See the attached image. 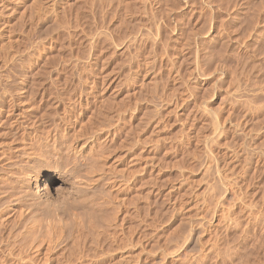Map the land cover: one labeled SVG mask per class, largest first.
<instances>
[{"label":"rangeland","instance_id":"1","mask_svg":"<svg viewBox=\"0 0 264 264\" xmlns=\"http://www.w3.org/2000/svg\"><path fill=\"white\" fill-rule=\"evenodd\" d=\"M15 1L0 0V124L28 117V102L51 110L39 137L96 134L104 170L114 167L91 194L66 192L73 204L107 195L104 220L42 262L264 264V0Z\"/></svg>","mask_w":264,"mask_h":264},{"label":"bare ground","instance_id":"2","mask_svg":"<svg viewBox=\"0 0 264 264\" xmlns=\"http://www.w3.org/2000/svg\"><path fill=\"white\" fill-rule=\"evenodd\" d=\"M15 1V0H14ZM34 1V0H33ZM121 1V0H120ZM129 1V0H128ZM127 1V2H128ZM137 1V0H136ZM140 1V0H139ZM142 1V0H141ZM16 2V1H15ZM18 2V1H17ZM61 2V1H60ZM83 2V1H82ZM91 2V1H90ZM106 2V1H105ZM119 2V0H117ZM259 2V1H258ZM262 2V1H260ZM92 3V2H91ZM126 3V1H125ZM141 3V2H140ZM93 4V3H92ZM122 4V3H121ZM127 4V3H126ZM255 4V3H254ZM19 5V4H18ZM87 5V4H86ZM125 5V4H124ZM138 5V4H137ZM51 6V5H50ZM109 6V5H107ZM259 6V5H258ZM7 7V6H5ZM4 7V8H5ZM80 7V6H79ZM92 7V6H90ZM129 7V6H128ZM132 7V6H131ZM9 8V7H8ZM23 8V7H22ZM101 8V7H100ZM135 8V7H134ZM142 8V7H140ZM253 8V7H252ZM256 8V6H255ZM261 8V7H259ZM12 9V8H11ZM24 9V8H23ZM99 9V8H98ZM262 9V8H261ZM86 10V9H85ZM145 10V9H144ZM257 10V9H255ZM14 11V10H12ZM110 11V10H109ZM258 11V10H257ZM19 12V11H18ZM90 12V11H89ZM125 12V11H124ZM139 12V11H138ZM260 11H258L259 13ZM21 13V12H20ZM131 13V12H130ZM256 13V11H255ZM261 13V12H260ZM264 13V12H263ZM257 14V13H256ZM20 15V14H19ZM48 15V14H47ZM143 15V14H142ZM23 16V15H22ZM253 16V15H252ZM259 16V15H258ZM125 17V16H124ZM22 18V17H21ZM257 19V17H256ZM263 19V18H262ZM263 21V20H262ZM135 22V21H134ZM258 22V21H257ZM260 23V21H259ZM264 23V22H263ZM262 24V23H261ZM260 26V24H258ZM133 26V25H132ZM138 26V25H137ZM251 26V25H249ZM1 27V26H0ZM45 27V26H44ZM47 27V26H46ZM54 28V27H53ZM134 28V27H133ZM256 28V26H255ZM254 28V29H255ZM263 28V27H262ZM57 29V28H56ZM136 29V27H135ZM260 29V27L258 28ZM52 30V29H51ZM54 30V29H53ZM262 30V29H261ZM264 30V29H263ZM43 31V30H42ZM256 31V30H255ZM260 33V31H257V33ZM233 33V32H232ZM137 34V33H136ZM243 34V33H242ZM262 34V33H261ZM240 35V34H239ZM260 35V34H259ZM135 37V36H134ZM242 37V36H241ZM262 37V36H260ZM259 39V38H258ZM263 39V38H262ZM243 42V41H241ZM262 45V44H261ZM221 46V45H220ZM259 46V45H258ZM263 46V45H262ZM254 47V46H253ZM260 47V46H259ZM262 48V47H260ZM259 49V48H258ZM260 51V50H259ZM259 53V52H258ZM259 57V56H258ZM264 59V58H263ZM262 59V60H263ZM261 62V61H260ZM264 62V61H263ZM259 64V63H258ZM262 65V63H261ZM255 68V67H254ZM257 68V67H256ZM253 69V68H252ZM256 71V70H254ZM262 71V70H261ZM261 74V73H260ZM259 77V76H258ZM262 81V80H261ZM108 82V81H107ZM112 82V81H111ZM90 85V84H89ZM114 86V85H113ZM105 87V86H104ZM53 88V87H52ZM51 89V88H50ZM106 89V88H105ZM104 89V90H105ZM109 89V87H108ZM3 90V89H2ZM23 90V89H22ZM237 90V89H236ZM259 90V89H258ZM95 91V90H94ZM264 91V90H262ZM61 92V91H60ZM65 92V91H64ZM238 92V91H237ZM4 93V92H3ZM98 93V92H97ZM112 93V92H111ZM41 94V93H39ZM58 94V93H57ZM55 94V97L57 96ZM254 94V93H253ZM257 94V93H256ZM255 94V95H256ZM262 94V93H260ZM46 95V94H45ZM60 95V94H59ZM58 95V96H59ZM22 96V95H21ZM20 96V97H21ZM43 96V95H42ZM52 96V95H51ZM50 96V97H51ZM54 96V95H53ZM63 96V95H62ZM61 96V97H62ZM96 96V95H95ZM12 97V96H11ZM15 97V96H14ZM49 97V98H50ZM53 98V102H56L57 100ZM126 97V96H125ZM28 98V97H27ZM48 98V100H49ZM101 98V97H100ZM259 98V96H258ZM43 99V98H42ZM45 99V98H44ZM43 99V100H44ZM56 101H55V100ZM65 99V98H64ZM30 100V99H29ZM41 100V99H39ZM261 100V99H260ZM4 101V100H3ZM25 101V100H24ZM52 101V99H51ZM62 101V100H61ZM60 101V102H61ZM73 101V100H72ZM92 101V100H91ZM118 101V100H117ZM10 102V101H9ZM47 102V101H46ZM109 102V101H108ZM258 102V101H257ZM264 102V101H263ZM47 103L50 104L48 101ZM101 103V101H100ZM121 103V102H120ZM123 103V102H122ZM262 103V101L260 102ZM14 104V103H13ZM12 104V105H13ZM17 104V103H16ZM23 104V103H22ZM21 104V105H22ZM26 104V102H25ZM30 112L28 114V117L22 114V118L18 117H6L5 119H1L0 127L4 128V132L0 134H3L0 138V255H4L5 258H12L13 263L14 261L20 263V264H44L45 261H51L54 256L53 252L59 245H62V240L65 239V237L70 238L73 234H81L83 231L82 229L86 227V225L90 224H97L99 221L100 211L102 214V207L103 205L100 199L95 200L91 202H88V198L83 196L82 193L79 197H81V201L83 199L87 198V204H81L80 199L77 203L75 200L77 198H74L73 196L77 197V193L79 191L86 190V186L89 188L96 187L97 182L100 180H103V176L108 173V177L111 175L114 171V167L110 166L111 169L104 170L105 161L104 155H102L103 151L102 148L99 152L98 145L95 144V141L93 140L96 136L92 138L84 139L85 137H81V134L77 132V130H81L78 128L75 130L76 134L72 132V128L70 131V135L68 136H61V135H52L53 137L49 136L52 133L48 134L47 138H42V136L39 137V133L41 134L44 132V120H47L46 118H41L45 114L52 113L51 110H49V113L47 112H41L37 115V111L30 107L31 103H29ZM46 104V103H45ZM43 104L45 107L44 109L47 111V106ZM47 104V105H49ZM57 104V103H56ZM63 104V103H61ZM80 104V103H79ZM94 104V103H93ZM18 105V104H17ZM27 105V104H26ZM42 105V104H41ZM68 105V104H67ZM258 105V104H257ZM23 106V105H22ZM52 104L50 105V107ZM57 106V105H54ZM75 106V104H74ZM82 106V105H81ZM108 106V105H107ZM262 106V105H261ZM35 107V106H34ZM64 107V106H63ZM68 107V106H67ZM200 107V106H199ZM21 108V107H20ZM28 108V107H27ZM29 108L25 109L29 111ZM32 108V109H31ZM52 108V107H51ZM84 108V107H83ZM258 108V107H256ZM13 109V108H12ZM200 109V108H199ZM22 110V109H21ZM92 110V109H91ZM113 110V109H112ZM111 110V111H112ZM115 110V109H114ZM203 110V109H202ZM256 110V109H255ZM260 110V109H259ZM25 111V110H24ZM44 111V110H43ZM63 111V110H62ZM98 111H100L98 109ZM108 111H110L108 109ZM4 112V111H3ZM7 112V111H6ZM37 112V113H36ZM102 112V111H101ZM117 112V111H116ZM131 112V111H130ZM204 112V110L202 111ZM259 112V111H258ZM261 112V111H260ZM18 113V112H17ZM21 113V111H20ZM24 113V112H23ZM55 113V112H54ZM120 113V112H118ZM7 114V113H6ZM15 114V112H14ZM42 114V116L40 115ZM117 114V113H116ZM122 114V112H121ZM203 114V113H202ZM56 115V114H55ZM259 115V114H258ZM49 116V117H48ZM47 117L50 118V115ZM73 116V115H72ZM103 116V115H102ZM118 116V114L116 115ZM120 116V115H119ZM125 116V115H124ZM213 115H211L212 117ZM65 117V116H64ZM115 117V116H114ZM208 117V116H207ZM26 122V125L23 122V119ZM70 118V116H69ZM213 118V117H212ZM244 118V117H243ZM262 118V117H260ZM52 119V117H51ZM60 119V118H59ZM68 119V118H67ZM111 119V117H110ZM55 120V119H54ZM101 120V119H100ZM240 120V119H239ZM110 121V120H109ZM119 121V120H118ZM213 121V120H212ZM256 121V120H255ZM64 122V121H63ZM67 122V121H66ZM215 122V120H214ZM222 122V121H221ZM260 122V121H259ZM82 123V122H81ZM80 123V124H81ZM102 123V122H101ZM105 123V122H104ZM124 123V122H123ZM76 124V123H74ZM79 124V126H80ZM100 124V123H99ZM126 124V123H125ZM216 125V122L214 123ZM221 124V123H220ZM223 124V123H222ZM234 124V123H233ZM236 124V123H235ZM2 125V126H1ZM51 125V124H50ZM69 125V124H68ZM67 125V126H68ZM84 125L85 122H84ZM237 125V124H236ZM4 126V127H3ZM88 126V125H87ZM101 126V125H100ZM105 126V125H104ZM103 126V127H104ZM108 126V125H107ZM110 127L111 124L109 125ZM108 126V127H109ZM261 126V125H260ZM55 127V126H54ZM69 127V126H68ZM212 127V126H211ZM43 128V130H42ZM47 128V129H46ZM45 128V130H48V126ZM50 128V127H49ZM77 128V127H76ZM86 128V126H85ZM84 128V129H85ZM119 128V127H117ZM122 128V127H121ZM140 128V127H139ZM215 128V127H214ZM217 128V127H216ZM215 128V130H216ZM1 129V128H0ZM41 129V130H40ZM60 129V128H59ZM83 129V128H82ZM102 129V128H101ZM100 129V130H101ZM224 129V128H223ZM249 129V128H248ZM54 130V129H53ZM52 130V131H53ZM57 130V129H56ZM61 130V129H60ZM88 130V129H87ZM214 130V129H213ZM258 130V129H257ZM41 131V132H40ZM49 131V130H48ZM51 131V132H52ZM63 131V130H62ZM82 131V130H81ZM80 131V132H81ZM89 131V130H88ZM103 131V129L101 130ZM109 131V130H108ZM120 131V130H118ZM261 131V129H260ZM95 132V131H94ZM121 132V131H120ZM214 132V131H213ZM212 132V133H213ZM220 132V131H219ZM246 132V131H245ZM46 133V132H44ZM55 133V132H54ZM58 133V132H57ZM63 133V132H62ZM65 133V132H64ZM68 133V134H69ZM85 133V132H84ZM87 133V132H86ZM107 133V132H106ZM136 133V132H135ZM211 133V134H212ZM215 133V132H214ZM59 134V133H58ZM61 134V133H60ZM72 134V135H71ZM88 133L87 135H89ZM99 134V133H98ZM121 134V133H120ZM45 135V134H43ZM45 135V136H47ZM63 135V134H62ZM113 135V134H112ZM215 135V134H214ZM213 135V136H214ZM220 135V134H218ZM260 135V133H259ZM22 136V137H21ZM86 136V135H85ZM90 136V135H89ZM88 136V137H89ZM101 136V135H100ZM116 136V135H115ZM130 136V135H129ZM206 136V135H205ZM44 137V136H43ZM203 137V136H202ZM251 137V136H250ZM123 138V137H122ZM128 138V137H127ZM159 138V137H158ZM215 138V137H214ZM217 138V137H216ZM264 138V137H263ZM98 139V138H96ZM95 139V140H96ZM151 139V138H150ZM207 139V138H206ZM212 139V138H211ZM99 140V139H98ZM97 140V141H98ZM251 140V139H250ZM261 140V139H260ZM122 141V140H121ZM131 141V140H130ZM133 141V140H132ZM131 141V142H132ZM259 141V140H258ZM204 142V141H203ZM209 142V141H208ZM36 143V144H35ZM108 143V142H107ZM130 143V142H129ZM243 143V142H242ZM35 144V145H34ZM125 144V143H123ZM101 145V144H100ZM120 145V144H119ZM133 145V143H132ZM264 145V144H263ZM102 147V146H101ZM109 147V146H108ZM127 147V146H126ZM132 147V146H131ZM258 147V146H257ZM261 147V146H260ZM262 148V147H261ZM109 149V148H107ZM125 149V148H124ZM128 149V148H127ZM131 149V148H130ZM130 149L128 151H130ZM259 150V149H258ZM106 151V150H104ZM121 151V150H120ZM124 151V150H123ZM126 151V150H125ZM128 151H126L128 153ZM259 152V151H257ZM101 153V155L99 154ZM130 153V152H129ZM135 153V152H134ZM140 154V152H138ZM263 153V152H262ZM112 154V153H111ZM132 154V153H130ZM137 154V153H136ZM130 155L126 159H128V165L133 166L135 171L137 168H139L138 164H140V161H142V156L140 155ZM106 155V154H105ZM108 155V154H107ZM106 155V156H107ZM123 155V154H122ZM260 155V154H259ZM118 156V155H117ZM124 156V155H123ZM127 156V155H126ZM145 156V155H144ZM103 157V158H102ZM109 157V156H108ZM119 157V156H118ZM116 157V158H118ZM122 157V156H121ZM120 157V158H121ZM259 157V156H258ZM116 158H113L114 160ZM264 158V157H263ZM112 159V160H113ZM155 159V158H154ZM81 161L82 163V169L79 171L80 167L77 171L81 172L84 170L83 177L79 172L76 171L75 166L77 165V161ZM106 160V159H105ZM113 160V161H114ZM121 160V159H120ZM151 160V159H149ZM116 161V160H115ZM127 161V160H126ZM145 161V160H144ZM148 161V160H147ZM76 162L77 164H74ZM108 162V161H107ZM150 162V161H149ZM111 163V162H110ZM114 163V162H113ZM118 163V162H117ZM120 163V162H119ZM138 163V164H137ZM147 163V162H146ZM80 164V162H79ZM116 164V163H115ZM137 164V165H135ZM127 165V164H126ZM135 165V166H134ZM145 165V164H144ZM154 165V164H153ZM115 166V165H114ZM142 166V164H141ZM150 166V165H149ZM108 167V166H107ZM113 167V168H112ZM77 168V166H76ZM120 168V167H119ZM143 168V167H142ZM132 168V170H134ZM75 170V172H74ZM117 171L118 168L116 169ZM126 170V169H125ZM125 170H123L125 172ZM129 171V170H126ZM138 171V170H137ZM142 172V171H141ZM114 173V172H113ZM118 173V172H116ZM128 173V172H127ZM132 173V172H131ZM135 173V172H134ZM110 174V175H109ZM119 174V173H118ZM126 174V173H125ZM136 174V173H135ZM114 174H112L113 176ZM123 175V174H122ZM107 176V175H106ZM116 176V175H114ZM126 176V175H125ZM105 177V176H104ZM127 177V176H126ZM129 177V176H128ZM127 177V178H128ZM133 177V176H132ZM117 178V177H116ZM119 178V175H118ZM121 178V177H120ZM119 178V180H120ZM122 179V178H121ZM126 179V178H125ZM113 180V179H112ZM124 180V179H122ZM130 180V179H129ZM135 180V177H134ZM144 180V179H143ZM141 181V180H140ZM148 181V180H147ZM151 181V180H150ZM104 183L107 181H103ZM112 182V181H111ZM130 182V181H129ZM134 182V181H133ZM100 183V182H99ZM103 183V184H104ZM109 183V182H108ZM113 183V182H112ZM120 183V182H119ZM122 183V182H121ZM124 183V181H123ZM101 184V183H100ZM110 184V183H109ZM115 184V183H114ZM113 185V184H112ZM118 185V183H117ZM154 185V184H153ZM125 186V185H124ZM85 187V188H84ZM99 188V186H97ZM106 187V186H105ZM111 187V186H110ZM117 187V186H116ZM137 187V186H136ZM135 187V188H136ZM139 187V186H138ZM141 187V184H140ZM92 188L90 189L91 194ZM96 188V189H98ZM115 188V186H114ZM120 188H123V186H120ZM117 189V188H116ZM119 189V188H118ZM89 189H87L88 191ZM94 190V189H93ZM106 190V189H105ZM137 190V189H136ZM170 190V189H169ZM223 190V189H222ZM86 191V192H87ZM96 191V190H94ZM148 191V190H147ZM151 191V190H150ZM66 192H69L75 199L74 201L77 203L73 204L72 199H70V195L66 194ZM85 192V193H86ZM107 193L109 192L106 191ZM115 192V191H114ZM118 192V191H117ZM116 192V194H117ZM221 192V190H220ZM224 192V191H223ZM97 193V192H96ZM112 193V192H111ZM80 194V192H79ZM179 194V193H178ZM181 194V193H180ZM84 195V194H83ZM93 195V192H92ZM91 195V196H92ZM106 195V194H104ZM109 195V193H108ZM115 195V194H114ZM225 195V194H224ZM93 196H97L93 195ZM92 196V197H93ZM107 196V195H106ZM103 196V197H106ZM120 196V195H119ZM123 196V195H122ZM140 196V195H139ZM78 197V198H79ZM113 197V196H112ZM118 197L114 196L113 198ZM125 197V196H124ZM98 198V196H97ZM120 197H118L119 199ZM70 199V201H69ZM92 199V198H89ZM122 203H123V198ZM127 199V198H126ZM135 199V198H134ZM137 199V198H136ZM176 199V198H174ZM100 200V201H99ZM111 201V199H108ZM138 200V199H137ZM141 200V199H140ZM240 200V199H239ZM106 201V198L104 202ZM118 201V200H115ZM175 201V200H174ZM72 202V203H71ZM223 202V201H222ZM101 203V204H100ZM106 203V202H105ZM109 203V201H108ZM119 203V202H118ZM126 203H130L127 202ZM79 204V206H78ZM132 204V203H131ZM101 205V208H100ZM106 205V204H104ZM139 205V204H138ZM126 206H129L128 204ZM249 206V205H248ZM106 207V206H105ZM132 207V206H131ZM101 210H100V209ZM104 208V207H103ZM119 208V207H118ZM136 208V207H134ZM247 208V207H246ZM111 209V208H110ZM116 209V208H115ZM117 211V209H116ZM137 211V210H136ZM104 212V211H103ZM109 212V211H108ZM115 213V211H113ZM117 213V212H116ZM135 213V212H134ZM130 214V213H129ZM103 215V214H102ZM122 215H124L122 213ZM255 215V214H254ZM100 216V217H99ZM107 216V215H106ZM114 216V215H113ZM238 216V215H237ZM99 217V218H98ZM111 217V216H110ZM109 217V219H110ZM139 217V216H138ZM98 218V221L96 222L95 219ZM102 219L104 217H101ZM100 218V219H101ZM107 218V217H106ZM115 218V217H114ZM101 219V220H102ZM108 219V218H107ZM106 219V220H107ZM121 219V218H120ZM135 219V218H134ZM104 220V219H103ZM111 220V219H110ZM116 220V219H115ZM126 220V219H125ZM124 220V221H125ZM234 220V219H233ZM114 221V220H113ZM118 221V220H117ZM123 221V220H122ZM103 222V221H102ZM101 222V223H102ZM89 223V224H88ZM106 223H110L106 222ZM262 223V222H261ZM105 224V221H104ZM103 224V225H104ZM117 224V223H116ZM106 225V224H105ZM121 225V224H120ZM93 226V227H92ZM97 226V225H96ZM102 226V225H101ZM108 226V225H107ZM228 226V225H227ZM230 226V225H229ZM91 228H95L94 225L90 226ZM100 228V226H97ZM96 227V228H97ZM116 227V226H115ZM235 227V226H234ZM240 227V226H239ZM89 228V227H88ZM89 228V229H91ZM87 229V228H86ZM85 229V230H86ZM120 229V228H119ZM92 230V229H91ZM126 230V229H125ZM81 231V233H80ZM88 231V229H87ZM86 231V232H87ZM94 231V230H93ZM122 231V230H121ZM91 232V231H90ZM96 232V230H95ZM198 232V231H197ZM97 233V232H96ZM125 233V232H124ZM129 233V232H128ZM194 233V232H193ZM84 234V233H83ZM116 234V233H115ZM127 234V233H126ZM188 234V233H187ZM245 234V233H244ZM69 235V236H68ZM79 235H77L79 237ZM82 235V234H81ZM80 235V236H81ZM111 235V234H110ZM86 236L88 234L86 233ZM92 236V235H91ZM99 236V235H98ZM117 236V235H116ZM127 236V235H126ZM141 236V235H140ZM192 236V234L190 235ZM75 237V236H73ZM83 237V236H82ZM102 237V236H101ZM142 237V236H141ZM77 238V237H76ZM92 238V237H91ZM106 238V237H105ZM112 238V237H111ZM110 238V239H111ZM191 238V237H190ZM189 238V239H190ZM81 239V238H80ZM98 239V237H97ZM100 239V238H99ZM104 239V238H103ZM120 239V238H119ZM67 240V239H66ZM77 240V239H74ZM91 240V239H90ZM105 240V239H104ZM121 240V239H120ZM65 241V240H64ZM63 241V242H64ZM68 241V240H67ZM70 241V240H69ZM80 241V240H79ZM66 242V241H65ZM83 242V241H82ZM127 242V241H126ZM74 243V242H73ZM102 243V242H101ZM124 243V242H123ZM76 244V242L74 243ZM79 244V242H78ZM95 244V242H93ZM100 244V243H99ZM119 244V242H118ZM137 244V243H136ZM69 245V244H68ZM82 245V244H81ZM135 245V244H134ZM66 246V245H65ZM71 246V244L69 245ZM101 246V245H100ZM122 246V245H121ZM67 247V246H66ZM82 247V246H81ZM102 247V246H101ZM129 247V246H128ZM60 248V247H59ZM58 248V249H59ZM69 248V247H68ZM134 248V247H133ZM72 249V248H71ZM112 249V248H111ZM123 249V247H122ZM122 249H119L120 251ZM69 250V249H68ZM87 250V249H86ZM88 251V250H87ZM123 251V250H122ZM64 252V251H63ZM70 252V251H69ZM74 252V251H73ZM76 252V251H75ZM74 252V253H75ZM117 252V250H116ZM137 252V251H136ZM73 253V254H74ZM88 253V252H87ZM115 253V252H114ZM126 253V252H124ZM139 252L138 254H140ZM82 254V253H81ZM130 255V253H128ZM128 254H122L121 264H126L129 258H133V256L128 257ZM138 254L137 257L138 258ZM142 254V253H141ZM145 254V253H144ZM72 255V254H71ZM84 255V254H83ZM98 255V254H97ZM147 255V254H146ZM161 255V254H160ZM69 256V255H68ZM94 256V255H93ZM105 256V255H104ZM120 256V255H119ZM153 256V255H151ZM159 256V254H158ZM157 256V257H158ZM56 257V253H55ZM74 257V256H73ZM95 257V256H94ZM98 257V256H97ZM108 257V256H107ZM128 257V258H127ZM142 257L141 255L139 258ZM147 257V256H146ZM162 257V256H161ZM4 258V259H5ZM77 258V257H76ZM83 258V257H82ZM134 258V259H136ZM2 259V258H1ZM10 259H8L10 261ZM55 259V258H54ZM57 259V258H56ZM66 259V258H65ZM96 259V258H95ZM99 259V258H98ZM141 259V258H140ZM7 260V259H5ZM76 260V259H74ZM79 260V259H78ZM86 260V259H85ZM90 260V259H89ZM131 260V259H129ZM137 260V259H136ZM136 260H131L135 261ZM160 260V259H159ZM162 260V259H161ZM43 261V262H42ZM57 261V260H56ZM98 261V260H97ZM114 261V259H113ZM118 261V264L120 263ZM15 262V264H16ZM45 262V263H48ZM74 262V261H73ZM76 262V261H75ZM79 262V261H78ZM142 262L137 261L134 264H142L139 263ZM161 262V261H159ZM10 263V262H9ZM55 263V262H54ZM71 264H74L70 262ZM83 264V262H81ZM87 263V262H86ZM90 263V262H89ZM104 263V262H103ZM129 264H132L128 262ZM127 263V264H128ZM144 263V262H143ZM50 264V263H49ZM68 264V263H66ZM79 264V263H78ZM85 264V263H84ZM154 264V263H153Z\"/></svg>","mask_w":264,"mask_h":264}]
</instances>
